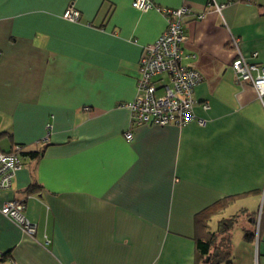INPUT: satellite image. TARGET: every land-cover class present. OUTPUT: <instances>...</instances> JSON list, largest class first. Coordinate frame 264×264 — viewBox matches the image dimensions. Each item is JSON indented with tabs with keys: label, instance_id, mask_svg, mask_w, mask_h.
<instances>
[{
	"label": "crops",
	"instance_id": "crops-1",
	"mask_svg": "<svg viewBox=\"0 0 264 264\" xmlns=\"http://www.w3.org/2000/svg\"><path fill=\"white\" fill-rule=\"evenodd\" d=\"M132 2L0 0V150L24 147L0 207L23 200L37 224L31 235L0 210V264H198L213 233L216 264H264V105L231 45L264 63V0H155L192 10L184 62L204 77L195 112L208 121L182 127L132 125L140 60L168 23ZM71 5L80 20L64 17Z\"/></svg>",
	"mask_w": 264,
	"mask_h": 264
},
{
	"label": "built area",
	"instance_id": "built-area-1",
	"mask_svg": "<svg viewBox=\"0 0 264 264\" xmlns=\"http://www.w3.org/2000/svg\"><path fill=\"white\" fill-rule=\"evenodd\" d=\"M221 13L226 4L209 2ZM132 5L141 10L156 9L167 17V28L152 43L145 46V52L140 60V78L137 88L140 93L127 106L132 112V125L156 124L165 126L176 124L180 127L191 122L204 126L207 119L195 112L196 100L194 97L197 85L203 80L202 73L194 66L184 62L186 58L195 57V54H185L183 43L187 39L184 18L192 13L187 5L177 8L163 7L155 0H133ZM199 18L205 12L198 13ZM64 17L71 21L81 18L79 10L73 5L64 13ZM231 45L238 55L232 63L237 80L251 84L264 105V63L254 61L258 52L251 56L245 55L241 50V40L232 37ZM1 54V53H0ZM166 73L170 77V84L155 81V77ZM204 110L210 109L209 102L202 104ZM128 140L133 139L132 131L126 133ZM23 145L16 144L11 151L0 150V189L10 188L16 171L23 164L21 151ZM26 203L23 200L13 199L4 202L0 210L9 216L27 233L35 235L37 224L32 222L25 214Z\"/></svg>",
	"mask_w": 264,
	"mask_h": 264
},
{
	"label": "trees",
	"instance_id": "trees-1",
	"mask_svg": "<svg viewBox=\"0 0 264 264\" xmlns=\"http://www.w3.org/2000/svg\"><path fill=\"white\" fill-rule=\"evenodd\" d=\"M5 133L0 132V138L2 137V135H4ZM24 148V147H23ZM8 152V151H7ZM24 152V149L21 151V154ZM40 152H32L31 155L32 157H36L39 155ZM234 225V220H222L220 222V226L218 229L219 233L222 234H226L229 233L232 229ZM215 233L211 234L209 236V238L205 241L202 240H198L197 241V251H198V264H214L220 262L222 260V258H220L219 260H216V258L218 257L219 253V249H221L222 247H224V242L221 239V241L219 242V247H217L216 251L211 252V248H212V243L215 241ZM254 238V233L250 232V231H246L245 232V239L246 240H252ZM225 255L224 256V261H227L229 258V252H224ZM208 258V259H207Z\"/></svg>",
	"mask_w": 264,
	"mask_h": 264
}]
</instances>
